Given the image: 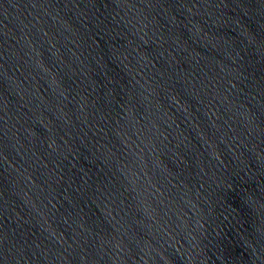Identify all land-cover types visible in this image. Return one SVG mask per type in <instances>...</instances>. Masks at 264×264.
I'll return each instance as SVG.
<instances>
[{
    "label": "water",
    "instance_id": "95a60500",
    "mask_svg": "<svg viewBox=\"0 0 264 264\" xmlns=\"http://www.w3.org/2000/svg\"><path fill=\"white\" fill-rule=\"evenodd\" d=\"M0 264H264V0H0Z\"/></svg>",
    "mask_w": 264,
    "mask_h": 264
}]
</instances>
